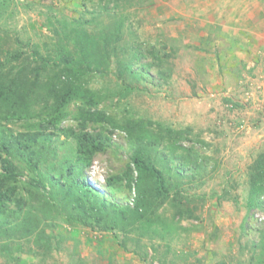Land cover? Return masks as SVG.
Masks as SVG:
<instances>
[{"label":"rangeland","instance_id":"obj_1","mask_svg":"<svg viewBox=\"0 0 264 264\" xmlns=\"http://www.w3.org/2000/svg\"><path fill=\"white\" fill-rule=\"evenodd\" d=\"M9 4L8 14L0 19L6 46H14L17 38L22 45L36 43L44 52L45 45L57 40L53 27L65 20L91 33L121 25V41L117 55L110 53L107 75L89 78L88 87L106 96L98 110L117 123L141 120L152 139L140 129L131 139L120 128L88 123L89 132H102L109 141L84 177L100 196L129 206L133 183L128 194H120L108 191L106 180L121 175L128 165L135 179L130 157L147 150L155 169L176 185L181 202L170 196L160 204L155 214L164 223L157 227L158 238L144 236L138 243L131 241L137 239L135 232L123 240L121 233L67 224L52 213L42 222L51 235L50 251L23 238L18 242L23 250L13 252L17 263L264 264V209L249 212L246 207L248 169L264 152V40L258 37L264 36V0H9ZM134 52L137 78L128 72L119 76L116 60L127 64ZM79 106L70 105L63 126L79 129L75 120ZM137 136L143 147L137 145ZM54 144L57 159L72 157V140L61 135ZM21 172L20 191L27 196L31 174ZM124 241L126 249L121 246ZM0 264L16 260L4 257L0 248Z\"/></svg>","mask_w":264,"mask_h":264},{"label":"trees","instance_id":"obj_2","mask_svg":"<svg viewBox=\"0 0 264 264\" xmlns=\"http://www.w3.org/2000/svg\"><path fill=\"white\" fill-rule=\"evenodd\" d=\"M9 6V0H0V19L8 14ZM121 28L117 23L112 29L91 33L65 20L59 28L53 27L57 40L51 46L45 45L44 52L36 43L28 41L22 45L17 38L14 46H6L0 37V248L4 257L16 260V264L13 252L23 250L18 244L23 238H32L38 248L50 251L51 235L42 228V222L52 213L67 224L121 233L123 240L135 232L137 239L131 241L138 243L140 237L158 238L157 227L164 223L155 214L160 204L170 196L181 203L176 185L155 169L147 150L133 152L130 157L135 179L128 165L121 175L106 180L108 191L120 194H128L133 183L134 199L129 206L100 196L84 177L94 156L105 152L109 141L102 132H89L88 123L120 128L131 139L140 129L145 138L149 137L147 140L152 139L141 120L117 123L105 111L98 110L106 96L88 87L89 78L107 75L110 53L117 55ZM136 59L134 52L127 64L116 60L119 76L128 72L132 79L137 78L132 69ZM73 103L80 105L75 116L78 130L62 124ZM18 123V129L5 127ZM61 135L72 140L75 148L72 157L64 156L60 161L53 145ZM139 136L135 140L141 147L143 139ZM23 169L31 174L25 189L27 196L20 191ZM247 176V211L264 209V152L249 166ZM13 235H18L17 240H12ZM121 246L125 248L126 241Z\"/></svg>","mask_w":264,"mask_h":264},{"label":"crops","instance_id":"obj_3","mask_svg":"<svg viewBox=\"0 0 264 264\" xmlns=\"http://www.w3.org/2000/svg\"><path fill=\"white\" fill-rule=\"evenodd\" d=\"M233 11H234V10H233ZM247 27H248V26H247ZM248 28L250 29L251 27H248ZM254 29H255V31H256V30H260V28L256 29V26H255ZM263 31H264V30H263ZM256 34H258V33H256ZM258 37H259L260 39L264 40V36L258 34ZM258 37H257V38H258Z\"/></svg>","mask_w":264,"mask_h":264}]
</instances>
